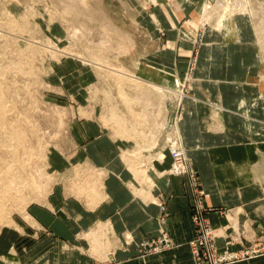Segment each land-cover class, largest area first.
<instances>
[{
  "label": "crops",
  "instance_id": "obj_1",
  "mask_svg": "<svg viewBox=\"0 0 264 264\" xmlns=\"http://www.w3.org/2000/svg\"><path fill=\"white\" fill-rule=\"evenodd\" d=\"M201 2L149 0L144 20H151L149 14L155 12L167 30L165 40L149 55L160 53L159 59L178 78L183 77L192 50L191 41L180 34L188 23L195 26ZM233 23L238 31L232 24L226 32L214 31L195 49L190 82V97L195 100L184 101L178 122L199 186L191 187L185 175L171 173L166 150L162 160L154 158L149 164L147 174L153 181L149 184L137 178L125 160L124 152L136 147L134 140L113 136L102 122L90 118L69 123L68 146H55L47 158L51 177L43 202L26 209L22 227L13 219L16 229L24 230L31 221L46 234L0 238V264H194L187 242L196 236L191 219L196 205L202 207L219 250L264 244V167L261 174L257 170V163L264 162L260 49L248 16L235 15ZM152 25L150 32L157 35ZM81 81L90 82L84 76ZM212 104L224 107L222 118L214 117ZM147 155L141 159L147 160ZM85 175L88 179H81ZM95 179L99 191L91 203L85 184ZM92 229L101 233L103 248L98 254L92 252ZM162 230L171 246L153 250ZM143 243L149 245L141 250ZM230 264H264V250Z\"/></svg>",
  "mask_w": 264,
  "mask_h": 264
},
{
  "label": "rangeland",
  "instance_id": "obj_2",
  "mask_svg": "<svg viewBox=\"0 0 264 264\" xmlns=\"http://www.w3.org/2000/svg\"><path fill=\"white\" fill-rule=\"evenodd\" d=\"M148 5L149 0H0V104L6 106L0 113V183L10 188L0 193L5 201V216L0 217V235H5L0 238L46 234L27 219L24 230L13 225L16 221L22 227L21 215L47 195L51 177L47 158L55 146H68L69 123L82 124L90 118L102 122L113 136L134 140L136 147L124 152L125 160L129 170L149 184L153 181L148 166L154 158L162 160L164 150L171 158V173L182 175L181 167L172 163L174 152L193 166L178 122L184 101L195 100L190 97L195 49L214 31L226 32L231 24L238 31L235 15L248 16L251 22L264 80V0H202L195 26L188 23L180 34L191 41L192 50L179 78L159 59L160 53L149 55L165 40L167 30L155 12L149 14L152 21L144 20ZM152 24L157 35L150 32ZM83 76L90 82L81 81ZM210 109L214 117L222 118L224 107L212 104ZM8 138L11 144L3 146ZM145 153L147 160L141 159ZM258 165L260 173L264 162ZM85 187L87 199L95 203L98 181ZM89 237L93 254L100 253V231L92 229ZM253 244L231 251L219 250L214 243L219 253L238 254L233 262L261 254L264 244Z\"/></svg>",
  "mask_w": 264,
  "mask_h": 264
},
{
  "label": "built area",
  "instance_id": "obj_3",
  "mask_svg": "<svg viewBox=\"0 0 264 264\" xmlns=\"http://www.w3.org/2000/svg\"><path fill=\"white\" fill-rule=\"evenodd\" d=\"M171 157L173 159L172 163L176 161L177 165L182 169V173L179 174L187 176L190 186L197 188L199 186V178L198 173L193 166L189 163L187 164L185 159H183L179 154L177 155L176 152L173 154L171 153ZM192 219L195 227L197 228V234L194 238L189 240L187 244L189 246L194 264H227L233 262L232 258H236L238 254H230V252L219 253L216 250L213 241V229L204 218L201 206L196 205ZM155 243H158V245H155L153 247L154 249H152L156 251H159L161 248L171 246L167 232L164 230L161 231V235L158 237V240H155Z\"/></svg>",
  "mask_w": 264,
  "mask_h": 264
},
{
  "label": "bare ground",
  "instance_id": "obj_4",
  "mask_svg": "<svg viewBox=\"0 0 264 264\" xmlns=\"http://www.w3.org/2000/svg\"><path fill=\"white\" fill-rule=\"evenodd\" d=\"M18 69H19V67H18ZM120 74H118V76H119ZM122 76V75H121ZM6 110V106H4L3 105V103L2 104H0V113H2L3 111H5ZM4 116V115H3ZM123 126V125H122ZM121 126V127H122ZM116 127V126H115ZM127 129V128H126ZM10 130V129H9ZM126 132V131H125ZM10 133V132H9ZM10 136V135H9ZM10 138V137H9ZM9 138H8V141H6V144L7 145H3V146H9L11 143L9 142L10 140H9ZM13 145V144H12ZM4 176V175H3ZM4 177H6V176H4ZM2 177H0V179H1ZM7 179V178H6ZM5 182V181H4ZM5 189H10L9 188V185L7 184V183H0V193L2 194V191H4ZM0 194V217H4L5 216V211H4V206H5V201H4V198H3V196Z\"/></svg>",
  "mask_w": 264,
  "mask_h": 264
}]
</instances>
